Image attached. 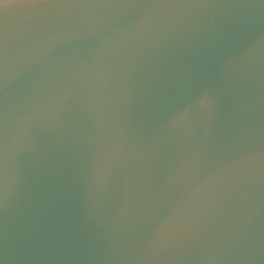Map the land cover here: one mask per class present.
I'll list each match as a JSON object with an SVG mask.
<instances>
[{
  "label": "water",
  "instance_id": "95a60500",
  "mask_svg": "<svg viewBox=\"0 0 264 264\" xmlns=\"http://www.w3.org/2000/svg\"><path fill=\"white\" fill-rule=\"evenodd\" d=\"M114 44L40 98L0 87V264H264V60L220 85L222 130L246 166L193 209L159 259L127 225L125 187L150 163L130 99L170 70L219 0H112ZM264 13L261 0H244ZM0 31L24 23L19 5ZM264 17L257 16V32ZM75 161L69 166V159Z\"/></svg>",
  "mask_w": 264,
  "mask_h": 264
},
{
  "label": "clouds",
  "instance_id": "9594fccd",
  "mask_svg": "<svg viewBox=\"0 0 264 264\" xmlns=\"http://www.w3.org/2000/svg\"><path fill=\"white\" fill-rule=\"evenodd\" d=\"M264 4V0H261ZM19 5L26 22L0 31V87L38 99L65 74L112 46V0H0L5 16ZM183 46L178 62L147 82L130 103L147 134L150 163L125 187L127 225L138 248L157 259L167 252L193 209L230 184L246 166L239 138L220 127V85L264 60V21L244 0H219ZM75 163L71 158L69 166Z\"/></svg>",
  "mask_w": 264,
  "mask_h": 264
}]
</instances>
